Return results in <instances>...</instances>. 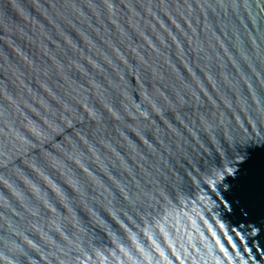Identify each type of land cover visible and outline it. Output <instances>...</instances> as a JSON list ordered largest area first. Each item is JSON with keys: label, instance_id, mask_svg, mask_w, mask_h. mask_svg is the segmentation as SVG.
Segmentation results:
<instances>
[{"label": "water", "instance_id": "1", "mask_svg": "<svg viewBox=\"0 0 264 264\" xmlns=\"http://www.w3.org/2000/svg\"><path fill=\"white\" fill-rule=\"evenodd\" d=\"M262 130L264 0H0V264H264Z\"/></svg>", "mask_w": 264, "mask_h": 264}, {"label": "snow or ice", "instance_id": "2", "mask_svg": "<svg viewBox=\"0 0 264 264\" xmlns=\"http://www.w3.org/2000/svg\"><path fill=\"white\" fill-rule=\"evenodd\" d=\"M104 2L107 3V0H104ZM109 6H111V5H109ZM177 27H179V26L177 25ZM145 39H147V37H145ZM262 131H264V130H262ZM231 140H232V138L229 137V141H231ZM201 147L203 148V145H201ZM229 147H231L230 143H220L219 146L216 147V152L217 153H222V154H227V149ZM77 163H79V162L77 161ZM217 166L220 167L221 172H230L231 171L230 167L229 168H225L223 166V164L220 162L219 158L217 160ZM85 171H87V169H85ZM44 179L47 180L48 178L45 176Z\"/></svg>", "mask_w": 264, "mask_h": 264}, {"label": "clouds", "instance_id": "3", "mask_svg": "<svg viewBox=\"0 0 264 264\" xmlns=\"http://www.w3.org/2000/svg\"><path fill=\"white\" fill-rule=\"evenodd\" d=\"M53 183H55V182H53Z\"/></svg>", "mask_w": 264, "mask_h": 264}]
</instances>
